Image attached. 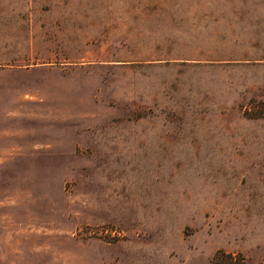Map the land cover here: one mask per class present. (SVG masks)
Here are the masks:
<instances>
[{
  "label": "rangeland",
  "instance_id": "rangeland-1",
  "mask_svg": "<svg viewBox=\"0 0 264 264\" xmlns=\"http://www.w3.org/2000/svg\"><path fill=\"white\" fill-rule=\"evenodd\" d=\"M264 0H0V264H264Z\"/></svg>",
  "mask_w": 264,
  "mask_h": 264
},
{
  "label": "trees",
  "instance_id": "trees-1",
  "mask_svg": "<svg viewBox=\"0 0 264 264\" xmlns=\"http://www.w3.org/2000/svg\"><path fill=\"white\" fill-rule=\"evenodd\" d=\"M208 264H242V258L237 254L218 249L211 256Z\"/></svg>",
  "mask_w": 264,
  "mask_h": 264
}]
</instances>
